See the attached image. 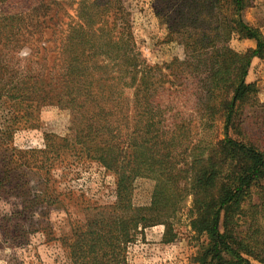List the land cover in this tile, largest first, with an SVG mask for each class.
Listing matches in <instances>:
<instances>
[{"label": "trees", "instance_id": "obj_1", "mask_svg": "<svg viewBox=\"0 0 264 264\" xmlns=\"http://www.w3.org/2000/svg\"><path fill=\"white\" fill-rule=\"evenodd\" d=\"M150 4L182 51L162 66L141 59L122 0H0V246L41 235L69 264H128L145 229L175 240L189 202L188 227L206 240L196 264H264V152L242 129L244 110L259 105L247 77L264 60V36L242 18L252 0ZM235 39L255 46L237 52ZM49 107L68 112V134L15 146ZM82 163L114 177L112 204L71 189ZM137 179L153 181L148 206L132 202ZM56 211L73 217L63 235Z\"/></svg>", "mask_w": 264, "mask_h": 264}, {"label": "rangeland", "instance_id": "obj_2", "mask_svg": "<svg viewBox=\"0 0 264 264\" xmlns=\"http://www.w3.org/2000/svg\"><path fill=\"white\" fill-rule=\"evenodd\" d=\"M130 15L134 44L141 59L148 66H162L173 58L182 57V51L174 43L165 41L166 30L159 25L152 9V0H122ZM246 24L259 29L264 36V0H252L251 8L243 12ZM230 46L237 52L253 49L255 44L248 40H232ZM167 72L165 71L164 74ZM166 79V78H165ZM247 82H255L258 106L247 107L242 117V129L245 140L264 152V60H253ZM169 87V86H168ZM69 114L53 107L45 108L40 114L39 127L16 133L14 145L26 149H42L43 136L68 134ZM69 185L88 201L98 205L112 204L115 201V179L96 164L82 163L73 169ZM153 181L137 179L133 182L132 202L135 206L150 204ZM0 207V214L3 213ZM189 202L174 220L175 240L162 244L163 226H154L144 230L143 238L129 245L126 250L128 264H196L199 249L206 243L205 237H197L188 227ZM6 209V208H5ZM4 210V209H3ZM74 216V215H73ZM54 234H65L69 229L68 217L62 211L52 212ZM59 233V234H58ZM254 264H258L253 262ZM0 264H69L65 249L56 241H44L41 235L30 237L29 246L20 248L14 245L0 246Z\"/></svg>", "mask_w": 264, "mask_h": 264}]
</instances>
